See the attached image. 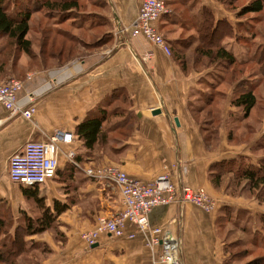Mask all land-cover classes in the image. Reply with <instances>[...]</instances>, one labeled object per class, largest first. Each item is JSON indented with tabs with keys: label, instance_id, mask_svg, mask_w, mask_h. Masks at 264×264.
<instances>
[{
	"label": "crops",
	"instance_id": "0c3cea01",
	"mask_svg": "<svg viewBox=\"0 0 264 264\" xmlns=\"http://www.w3.org/2000/svg\"><path fill=\"white\" fill-rule=\"evenodd\" d=\"M140 1L91 0L90 6L86 5L87 11L79 15L81 27L89 34L100 32L96 41L105 38L109 42L85 57L57 60L61 64L24 83L17 96L19 102L26 105L30 91L37 93L31 121L10 116L0 105V200L4 198L15 211L20 203V209L33 220L43 211L35 203L37 199L53 216L52 230L33 236L48 251L40 264H153L145 235L132 240L103 236L96 247L84 248L80 233L91 228L98 215L110 217L122 210L117 190L86 177L82 172L86 167L117 166L144 183L168 174L174 184L182 181L211 191V164L238 155L249 156L243 150L214 153L206 145L203 129L207 124L201 129L203 120L198 118V122L195 117L200 114L204 118L203 106H209L210 88L217 85L220 70L207 69L211 67L204 60L195 59L196 45L185 50L193 42L183 46L185 40H177L181 32L200 33L203 10L214 8V1L185 0L189 18L170 10L158 22L172 53H185L188 57L184 70L173 54L167 56L143 37H131L124 30L136 17ZM166 2L174 7L182 0ZM211 12L215 21L222 20L214 10ZM171 29L176 37L165 34ZM85 43L92 44L86 40ZM231 97L232 92L221 106L219 118L224 131L219 137L225 135L227 115L236 117L239 111L231 106ZM155 111L160 113L154 114ZM100 116V139L93 149H86L75 130L86 118ZM205 119L208 123V114ZM57 129L75 136L71 144L62 145L61 149L75 151L79 169L70 174V164L59 155L58 173L52 181L35 190L11 183L7 178L9 157L26 142L43 140ZM25 190L28 194L34 191L35 198L23 195ZM55 202L68 207L56 214ZM32 205L39 213L31 212ZM190 206H185L184 211L176 205L155 208L148 216V226L162 227L178 240L181 264H224L223 243L208 224L214 215ZM133 230L127 226L128 232Z\"/></svg>",
	"mask_w": 264,
	"mask_h": 264
},
{
	"label": "rangeland",
	"instance_id": "374dc122",
	"mask_svg": "<svg viewBox=\"0 0 264 264\" xmlns=\"http://www.w3.org/2000/svg\"><path fill=\"white\" fill-rule=\"evenodd\" d=\"M21 1L23 0H17V3H21ZM39 1L40 0H38V2ZM213 1L215 7L213 8L211 6V10H214L217 16H221V19L232 29V36L225 35L222 45L232 52L238 62L246 59L250 54L253 58L252 64L241 66V68L236 65L233 68L226 66L224 69H218V64L214 66L211 65V68H207L214 70L217 68L220 70L221 80V71H223V75L226 76V79H224V82L220 80V83L218 82L216 86L210 88L208 99L211 108L209 107L207 110L203 109L204 114H202V116L205 118V116H207V111L211 110L213 113L209 116L213 118L214 121L204 123L207 124V127L205 126L204 128L205 130L203 129L204 141L210 148V151H214V153L218 152L219 154H223L235 150L246 151L247 155H249L247 157V162L256 165L259 161L264 159V65L261 67L257 64L258 62L256 64L253 63V59L255 58V50H257L258 59L261 57L264 58V11L259 15L248 14L240 16L242 8L252 0ZM184 2L186 1L182 0L181 3L174 7L172 5L171 7L167 5L166 9L169 13L171 10L177 12L181 16L183 15L184 18H189V14L186 12L189 5ZM6 3L7 13L10 16H14L17 12L15 10V0H6ZM79 3L84 6H90L91 4L88 0H86V2L85 0H79ZM207 10L211 12L209 8ZM44 14L45 12H43V10L39 8L34 9L30 22V31L27 36V39L31 43V53L29 55L14 50L6 39H0V84L13 79L24 85L25 82L31 79V81L38 79H33L35 76H41L42 73L46 74L47 70H51L54 66L61 64L52 58L53 55H57L59 46L63 45L61 39L63 37L57 35L58 33L55 30L57 29L55 27L59 25L57 21L60 14H56L55 16ZM74 22L72 18L63 19L59 26L62 30H68L73 35L77 34L86 41H90L91 43L96 41L95 38L100 35V32H98V35H93L74 31L72 30ZM158 22L156 26L159 31ZM165 34L173 35L174 37L177 36V34L175 35L173 33V29L167 30V32L165 30ZM192 35L187 32H181L177 36L178 41L185 40L183 46H187L186 43L188 42H193L191 44L188 43L189 47L185 49L187 51L188 48L194 47L200 41V33ZM163 39L165 41L164 36ZM165 42L167 46H169V43L167 41ZM90 51L93 50L81 49L76 57H85ZM61 60L60 62L64 61L63 59ZM190 63L191 62L188 64ZM205 65L204 63L203 66ZM218 66L221 67L222 65L219 64ZM232 71L240 72L235 73L232 77ZM237 76L242 78H239L240 81L233 82L232 78H236ZM247 81L255 84L253 91L256 95L257 103L249 116H243L240 110L237 112L236 117H230V114L227 115L226 123H228L227 127H225V135L219 137V133L221 134V131H224L221 125V118H219L222 111L221 106L224 105L225 99L227 100L230 93L233 92L235 82L238 85H245ZM28 95H31L33 100L37 99V93L30 91ZM39 97L40 101L41 96ZM198 115L199 116L196 117L198 121L199 119L200 121L204 119L200 114ZM214 171H211L212 176L211 178L209 177L211 191H207L204 187H197L194 189H203L207 196L214 202L213 211L205 214L214 215L213 219H208V224L215 228L218 240L223 243V249L226 252V260L228 261L226 263L256 264L261 260V264H264V189L253 191L247 184L244 185L242 189H239V185H236L237 180L233 179L236 174L234 175V173L231 172L232 177L230 174L221 175ZM215 176H219V184H216ZM18 205L19 208L17 207V211H15L8 206L6 201L4 202V198L0 200V223L2 224L0 226V254H2L3 262L6 264L11 262H14L13 264H40L45 260V254L43 253L44 251H42L43 246L36 242L33 236H23L26 248L23 249V253L20 256L16 258L11 256V254H13L12 250L15 247L13 245L12 248V240L15 238L16 232L19 234L18 237L24 235L21 234L23 231L19 229L20 227H24L27 219V212L24 211V209H20V203ZM176 206L179 210L184 211L185 206H190V204H177ZM32 207L33 210L31 209V212L34 214L38 210L34 205H32ZM190 207L195 211L200 210L192 205ZM227 210H230L229 215L231 216H226L228 213ZM34 218H36V216ZM95 226L94 224L86 231L94 229ZM86 231L80 233V241L85 249H89L82 239V235L86 233ZM137 235L141 234L138 233L136 236ZM103 236L109 235H101L100 238ZM56 239H59V237ZM6 249H9V254L5 255Z\"/></svg>",
	"mask_w": 264,
	"mask_h": 264
},
{
	"label": "built area",
	"instance_id": "2783aa9c",
	"mask_svg": "<svg viewBox=\"0 0 264 264\" xmlns=\"http://www.w3.org/2000/svg\"><path fill=\"white\" fill-rule=\"evenodd\" d=\"M168 13L164 0H141L136 17L124 30L131 37H143L170 56V47L156 26L158 20ZM22 86L21 82L13 79L0 84V105L10 116L31 121L36 112L32 105L34 100L29 95L26 105L19 102L17 96ZM73 139L71 133L57 129L43 140L26 142L19 152L8 159V180L29 189L44 185L55 178L59 155H63L72 167L79 169L75 151L61 149L62 145L71 144ZM82 172L104 186L114 187L122 205V210L115 215L96 217L95 228L82 235L88 248L98 244L101 235L132 240L140 233L146 236L145 245L152 254L153 264H181L178 240L162 227H149L150 212L155 208L177 204H190L204 213H211L214 209V202L203 189H194L182 181L174 184L168 174H161L153 181L144 183L112 165L89 167ZM128 225L134 230L128 232Z\"/></svg>",
	"mask_w": 264,
	"mask_h": 264
},
{
	"label": "trees",
	"instance_id": "16d2710c",
	"mask_svg": "<svg viewBox=\"0 0 264 264\" xmlns=\"http://www.w3.org/2000/svg\"><path fill=\"white\" fill-rule=\"evenodd\" d=\"M91 2V0H88ZM165 1V5L167 6V2ZM15 10L17 11L16 14L9 15L7 13V6H6V0H0V39H6L8 43L14 48V50L20 51L25 55H29L31 53V43L27 39V36L30 31V22L31 18L34 12V9L39 8L40 10H43L45 14L48 16L52 15L55 16L56 14H60L58 16L57 23L60 25V22H62L63 19L72 18L76 21L74 22L72 30L77 32H83L87 33L83 27H81V19L79 18V15L81 13H84L87 11V7L83 4L79 3V0H23L21 3H17V0H15ZM38 2V3H37ZM86 2V0H85ZM264 11V0H252L246 6L242 8L240 11V16L248 15V14H254L259 15ZM44 14V15H45ZM50 14V15H49ZM204 19L202 22V26L200 29V41L195 46L193 53L196 57L197 61L204 60V62L207 63L208 66H214V65H222L221 67L217 65V67L224 69L227 67L233 68L234 66H238L241 68V66H244L247 64H252V55L250 54L249 57L246 59H243L242 61L238 62L236 57L227 50L223 45V39L225 38V35L232 36V29L231 27L223 20L215 21L213 14L208 10H203ZM56 26L55 29L57 31V35H61L63 38V45L59 46L57 55H53V59L62 61H67L69 59H72L77 56V53L81 49H97L109 42V39H101L98 40L90 45L85 43V40L81 38V36H78L77 34L73 35L68 30H62L60 26ZM54 29V28H53ZM160 31V30H159ZM162 35V34H161ZM107 37V36H105ZM163 37V35H162ZM109 38V36H108ZM247 40V39H246ZM174 53V52H173ZM171 51V55L173 54ZM174 60L181 66V68L184 70V68L187 65L188 57L185 56V53H175ZM255 58L253 59V63L259 64L261 67L264 65V58L261 57L260 59L257 58V50L254 51ZM251 57V58H250ZM222 72V80L221 77L219 79V83L221 81L224 82V79H226V76L223 75ZM232 71L233 75L235 73H239ZM239 75V74H238ZM239 76L236 78H232L234 81H240ZM239 79V80H238ZM221 80V81H220ZM235 86L233 87L232 97H231V106L236 108L237 110L242 111L243 116H249L250 112L254 109L257 98L253 91V88H255V84H250L248 81L247 83L238 85L236 82L234 83ZM209 98V97H208ZM207 103L210 106L209 99L207 100ZM209 106L205 105L203 106V109L209 108ZM211 108V107H210ZM213 113V111L208 110L207 114L208 116ZM209 116V122L214 121L213 118ZM196 119V117H195ZM197 120V119H196ZM199 122V121H198ZM102 123L103 119L102 117H89L86 118L84 121H82L75 130V136L83 142V145L86 149H93L95 145L98 143V140L101 136L102 131ZM206 123V119L204 118L202 123L200 124L201 129H203L202 125ZM204 126V125H203ZM73 135V137H75ZM247 157H243L241 155H238L234 158L230 159H223L218 162H215L211 164L210 171H209V177L211 178L212 174L211 171L217 172L218 174L225 175L230 174L232 176L231 172L235 175V180H237L236 185L238 184L239 189H242L244 185H249L250 189L253 191H257L259 189H264V159L258 162V164L253 165L249 162H247ZM68 172L72 174L71 170H78L69 165ZM235 171V172H233ZM66 172V171H65ZM58 173V169L56 171V176ZM66 175L63 173V176ZM55 176V178H56ZM233 177V176H232ZM54 178V179H55ZM216 184H219V176H215ZM22 187V186H21ZM24 188V187H23ZM35 188H31L30 190H35ZM23 195H27V198H30L31 196L35 198V192L31 191L29 194L25 191H23ZM35 203L40 206V208L43 210L39 217L32 219L27 218L26 223L24 227H20L19 230L23 231L21 234L22 237H18V233L16 232L15 238L12 240V248L13 245L15 246L12 250L13 254H11L12 257H18L23 253V249L26 248V245L23 241V236H35L38 234H41L44 231L52 230V223L54 222L53 216L49 214V211L47 209H43L41 201L34 199ZM68 206H62L55 202L53 203V208L56 211V214L62 213L67 209ZM227 217L231 216L229 215L230 210H227ZM2 224L0 223V226ZM20 231V232H21ZM6 233V232H5ZM20 234V235H21ZM31 244V243H30ZM9 249H6V252L4 253L9 254ZM43 253L45 254L46 251L43 249ZM226 254V252H225ZM14 258V259H15ZM228 262L226 260V257L224 259V264ZM14 262H11L9 264H13ZM262 261L259 260V263L261 264ZM0 264H6L3 262L2 254H0Z\"/></svg>",
	"mask_w": 264,
	"mask_h": 264
},
{
	"label": "water",
	"instance_id": "95a60500",
	"mask_svg": "<svg viewBox=\"0 0 264 264\" xmlns=\"http://www.w3.org/2000/svg\"><path fill=\"white\" fill-rule=\"evenodd\" d=\"M158 113H160L159 111H155L154 112V114H158ZM176 122V121H175ZM177 123V122H176ZM97 246V244L96 245H94V246H92V248H94V247H96Z\"/></svg>",
	"mask_w": 264,
	"mask_h": 264
}]
</instances>
